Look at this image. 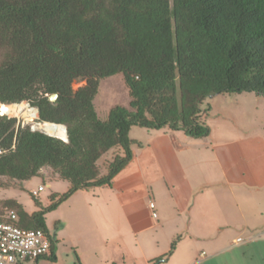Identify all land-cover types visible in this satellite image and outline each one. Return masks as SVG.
I'll return each instance as SVG.
<instances>
[{
	"label": "trees",
	"instance_id": "obj_1",
	"mask_svg": "<svg viewBox=\"0 0 264 264\" xmlns=\"http://www.w3.org/2000/svg\"><path fill=\"white\" fill-rule=\"evenodd\" d=\"M116 74L129 108L101 121L98 83ZM241 93L264 97V0H0V103L27 102L68 139L0 115V178L23 183L48 170L69 183L46 207L33 198L31 214L13 199L0 208L15 211L22 228L47 231L46 214L78 191L110 187L128 165L131 128L205 138V99ZM112 149L119 153L100 175L97 162Z\"/></svg>",
	"mask_w": 264,
	"mask_h": 264
},
{
	"label": "crops",
	"instance_id": "obj_2",
	"mask_svg": "<svg viewBox=\"0 0 264 264\" xmlns=\"http://www.w3.org/2000/svg\"><path fill=\"white\" fill-rule=\"evenodd\" d=\"M229 135L210 129L205 138H191L168 128H131L132 159L110 187L78 191L65 201L66 240L81 245V264H154L173 241L161 264H219L215 258L230 250L224 239L228 229L250 240L256 234L254 243H264V167L248 165ZM231 145L237 148L236 164L229 161ZM99 171L104 175L106 169ZM9 199L21 205L14 198L0 201ZM236 239L232 245L244 243ZM56 260L53 245L45 257L24 264Z\"/></svg>",
	"mask_w": 264,
	"mask_h": 264
},
{
	"label": "rangeland",
	"instance_id": "obj_3",
	"mask_svg": "<svg viewBox=\"0 0 264 264\" xmlns=\"http://www.w3.org/2000/svg\"><path fill=\"white\" fill-rule=\"evenodd\" d=\"M82 85H84V82H77L72 88L76 90ZM254 99H257V101ZM129 102L128 90L121 74L99 81L98 90L93 99V107L99 120L105 121L108 111L115 106L129 108ZM24 103L30 107L27 102ZM207 107L210 108L207 125L213 131V135H218L223 130L228 131L230 139L233 137L234 141L232 142L240 145V151L245 157L247 164L252 167L258 165L264 167V97L253 93L218 95L205 99L202 109L204 110ZM5 116L15 118L17 124L22 126L33 127L23 117ZM36 121H38V116ZM134 136V134H131V138H134ZM235 146H230L229 161L236 164L237 159L234 151L237 152V148ZM117 151L116 149L110 150L102 156L97 162L98 169L103 172V169H106L108 162ZM43 173L44 176L33 177L24 183L0 178L1 185L9 186L8 188L0 189V199L14 198L21 203L26 212L31 213L37 209L31 193L37 190L39 186H42L44 189L38 193L35 200L40 206L46 207L52 195H60L68 190L69 183L58 179L50 172H47V170H44ZM45 223L48 231L55 235V243H53L57 251L55 264H81L79 253L77 252V248L81 247V245H78L72 239L66 240V233L69 235L68 230L66 231V202L61 204L56 210L46 214ZM255 235L250 240L243 234H238L230 229L225 231V244L230 246V250L223 253L222 256L216 257V263L264 264V243H254L257 239ZM238 237L244 243L237 246L232 245L233 239ZM246 244L248 246L243 247ZM204 252L206 256H209L207 251ZM133 264L139 263L135 261Z\"/></svg>",
	"mask_w": 264,
	"mask_h": 264
},
{
	"label": "built area",
	"instance_id": "obj_4",
	"mask_svg": "<svg viewBox=\"0 0 264 264\" xmlns=\"http://www.w3.org/2000/svg\"><path fill=\"white\" fill-rule=\"evenodd\" d=\"M44 188L39 186L31 193L37 199L38 193ZM151 217L157 218L154 204L149 203ZM18 217L15 211L0 208V264H24L26 261H35L49 254L54 242V234L48 230L25 229L17 224ZM236 239L235 243H240Z\"/></svg>",
	"mask_w": 264,
	"mask_h": 264
},
{
	"label": "bare ground",
	"instance_id": "obj_5",
	"mask_svg": "<svg viewBox=\"0 0 264 264\" xmlns=\"http://www.w3.org/2000/svg\"><path fill=\"white\" fill-rule=\"evenodd\" d=\"M0 114L12 117H23L28 122H30L33 127L37 130H40L48 135H53L55 137H64V131L62 127L52 126L49 123H42L36 121L38 116L36 109L30 108L24 102L12 105H5L0 103Z\"/></svg>",
	"mask_w": 264,
	"mask_h": 264
},
{
	"label": "water",
	"instance_id": "obj_6",
	"mask_svg": "<svg viewBox=\"0 0 264 264\" xmlns=\"http://www.w3.org/2000/svg\"><path fill=\"white\" fill-rule=\"evenodd\" d=\"M56 99H57V95L56 94H52V95H49L48 96V100L50 101V102H55L56 101ZM36 111H37V109H36ZM43 123H47V122H43ZM50 125H52V126H59V127H62L63 128V131H64V137H62V138H60V137H55V136H53V135H48V134H46V133H44V132H42V131H40V130H37V129H35L34 127H31L30 129L32 130V131H39V132H41V133H43V134H46V135H48V136H50V137H55V138H58V139H60V140H62L63 142H67L68 141V139H67V134H66V128H65V126L64 125H60V124H54V123H49Z\"/></svg>",
	"mask_w": 264,
	"mask_h": 264
}]
</instances>
